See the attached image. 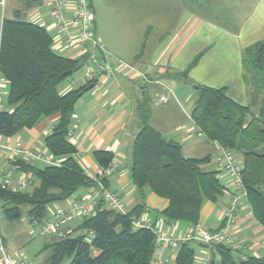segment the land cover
Segmentation results:
<instances>
[{
	"label": "trees",
	"instance_id": "obj_1",
	"mask_svg": "<svg viewBox=\"0 0 264 264\" xmlns=\"http://www.w3.org/2000/svg\"><path fill=\"white\" fill-rule=\"evenodd\" d=\"M0 27V73L7 81V106L0 109V136H13L33 127L42 117L59 114L43 137V147L59 158L60 164L40 167L17 157L21 170L34 178L31 190L0 188V211L7 218H18L19 206L27 204L29 220L41 222L47 218L49 205H61L80 188L97 187V181L86 175L76 160V147L67 137L75 103L95 82L94 78L87 79L75 88L59 92V84L78 70L76 65L83 58L56 52L52 34L20 14L3 17ZM200 54L176 76H187ZM242 67L249 104L231 98L225 86L194 85L196 97L190 116L206 141L241 155L246 200L251 216L264 231V39L242 50ZM138 109L139 130L130 146V180L143 199L147 188L167 201L160 212L165 224L179 221L195 226L203 202H216L227 192L226 180L216 167L207 168L210 155L185 157L178 141L150 126L145 102ZM219 151L215 150L214 160ZM93 154L100 167H110V151L96 150ZM99 181L102 185L98 189H108L106 177ZM144 208L142 201L122 213L107 208L99 198L91 215L78 218L63 238L48 237L44 244V249H50L48 264H60L65 258H69L68 264H152L156 250L153 231L132 227V220L140 217ZM190 243L193 241L175 249V264H193L194 248ZM215 250L218 264H264V256L247 254L240 259L224 244L216 245Z\"/></svg>",
	"mask_w": 264,
	"mask_h": 264
},
{
	"label": "crops",
	"instance_id": "obj_2",
	"mask_svg": "<svg viewBox=\"0 0 264 264\" xmlns=\"http://www.w3.org/2000/svg\"><path fill=\"white\" fill-rule=\"evenodd\" d=\"M44 1L0 0V25L6 13L10 17L20 14L43 25L53 35L54 21L50 8ZM67 1L69 9L66 15L70 17L73 3L72 0ZM199 1L201 3H197L196 8L170 13L175 16L170 27H163L167 20L164 21L160 10H155V21L148 22L144 30L141 27L135 38L128 41L126 38L115 40L121 50L100 40L101 46L108 52L117 53L115 55L119 59L115 62L108 60L111 74L95 77V84L77 100L68 126L72 132L68 140L76 147L75 158L85 174L97 181V187L80 188L77 193L61 201L62 205L73 199H87L94 189L102 185L99 179L106 177L107 188L116 191L121 197L122 213L129 212L144 201L145 208L141 215H146L151 220L160 218V212L167 201L147 188L143 199L129 175L130 146L139 130L138 108L143 102L149 110L147 123L150 126L164 137L178 141L185 157L200 158L210 155L207 166L216 167L215 146L206 141L204 136H198L197 127L190 116L196 97L194 85L225 86L231 98L242 104L250 103L248 88L242 80V50L253 42L264 39V0H230L232 4L227 10L222 4L211 6L213 0ZM31 3L33 6L27 7ZM39 5H44L46 10L41 11ZM166 14L169 15L168 12ZM130 26L127 27L131 29ZM93 27L94 32L99 35L94 24ZM155 27H160L161 31L156 33ZM197 54L200 57L187 76L177 77L176 73L186 69ZM195 78L196 82L192 81ZM208 78L215 80L207 82L205 79ZM86 80L83 76L79 79H66L59 84L58 90L63 93ZM255 108L256 106L253 109ZM58 117L59 114L54 113L40 118L33 127L22 129L13 136H0V168H10L1 145L19 141L25 148L42 147L43 137ZM96 150L110 151L113 154L111 165L106 170L95 161L93 152ZM32 164L39 166L37 162ZM22 171H11L13 182H16ZM227 200L228 192L222 194L216 202L204 201L197 225L209 230L217 228L222 221V208ZM77 222L78 220H74L65 228L74 227ZM166 225L174 233L194 227L179 221ZM256 225L257 221L252 216L237 210V223L232 227L231 234L233 238L245 242L247 254L264 256V252L258 254L259 249L264 248V241L259 240L264 239V231L262 229L263 235L260 231L254 233ZM190 244L192 247L193 244L200 245L194 242ZM177 250L156 249L153 260H163L168 256L166 264H175ZM204 254L210 256L212 264H218L219 255L215 247H206L201 256ZM12 255L10 254L11 257H16Z\"/></svg>",
	"mask_w": 264,
	"mask_h": 264
},
{
	"label": "built area",
	"instance_id": "obj_3",
	"mask_svg": "<svg viewBox=\"0 0 264 264\" xmlns=\"http://www.w3.org/2000/svg\"><path fill=\"white\" fill-rule=\"evenodd\" d=\"M50 8L54 21V34L52 35V48L58 53H70L75 58H83L81 68L83 77L86 79L95 78L101 74L110 75L111 67L108 65V58L114 56L106 51L100 44L99 36L94 32V15L91 10L90 0H72V14L67 17V0H45ZM1 35V27H0ZM102 55V60L98 54ZM73 55V56H74ZM74 82V81H72ZM7 81L0 73V109L4 108V96L7 94ZM68 130L67 137L71 136ZM202 136V133H198ZM6 155L10 168H0V188L25 191L33 184V176L30 172H21L16 182L12 181L11 171H21L20 165L16 162L20 157L30 164L37 162L40 167L45 165H59L60 159L52 156L43 146L25 148L19 141L13 144L1 145ZM21 155V156H20ZM216 168L226 180L228 200L222 208L223 218L220 225L215 229H204L196 225L188 230L174 233L163 221L162 218L151 220L146 215L132 220V227L149 228L154 233V244L156 249H178L186 242L195 241L213 248L218 244L230 246L238 254V258L245 259L247 256V245L241 241L235 242L231 229L237 223V210L244 211L251 215V208L246 200V191L241 179V164L235 152L229 148L221 149L215 157ZM102 199L107 208L121 210V197L112 189H94L87 199H73L66 205H56L50 210L47 218L41 222L32 220L34 226L39 228L40 234L44 236H55L63 238L66 233L65 226L75 219L89 216L93 212L94 205L98 199ZM91 234V232H89ZM169 257L163 260H154L153 264H166ZM0 264H33L25 257H11L7 254L3 239L0 235ZM199 264H211V258L204 254L199 258Z\"/></svg>",
	"mask_w": 264,
	"mask_h": 264
},
{
	"label": "rangeland",
	"instance_id": "obj_4",
	"mask_svg": "<svg viewBox=\"0 0 264 264\" xmlns=\"http://www.w3.org/2000/svg\"><path fill=\"white\" fill-rule=\"evenodd\" d=\"M45 2V1H44ZM197 3H201L199 0H90L91 10L94 15V25L99 33L100 40L103 42H107L110 44L112 48L119 49L120 45L115 43L116 39L126 38L127 41L135 38L137 33H139L140 28L144 30L145 25L148 22L153 23L157 18L154 15L155 10H160L163 14L162 17L165 18L164 21L167 22L163 25L170 27L172 25V21H174V15H170L175 10H183L185 8H196ZM221 5L227 10L232 4L229 0H213L211 1V6L215 7L216 5ZM46 5V3H45ZM32 7L33 4H27V7ZM39 9L41 11L46 10L44 5H39ZM169 13L167 16L166 12ZM6 17H10L7 13ZM161 16V15H160ZM161 19V17H160ZM131 25L129 29L127 26ZM142 30V31H143ZM156 33L161 31L160 27H155ZM114 57L108 58L110 61H117L119 59L113 51L110 52ZM65 56H72L70 53H62ZM98 58L102 60V55L99 53ZM121 60V59H120ZM200 72V71H199ZM83 74V69L80 67L78 70L73 73L69 79H79ZM199 74V73H197ZM202 75V73H201ZM198 76V75H197ZM195 79L192 81L196 82ZM199 80V79H198ZM204 80V78L202 79ZM207 82L215 80L214 78L205 79ZM235 80V78H233ZM136 83L139 81H135ZM183 84V83H182ZM250 88V87H249ZM193 100L194 97L192 96ZM4 105L7 106L6 103V95L4 96ZM193 100L191 104L193 103ZM145 106H143L144 108ZM139 112V109H138ZM199 136V135H198ZM196 137V132H193V138ZM224 147H215V150H221ZM238 160L241 162V155L238 152H235ZM207 168H210L207 166ZM36 183V180L34 181ZM32 187L27 190L30 191ZM77 193V192H76ZM123 196V201L124 200ZM128 198H126V201ZM1 204V201H0ZM56 203L49 205V209L52 210L55 207ZM62 205V204H61ZM122 206V205H121ZM20 207V216L18 218L9 219L5 216L4 213L0 211V235L3 239V243L5 246V250L7 254L18 255L20 257H25L27 260L31 261L33 264H48L46 260L50 254V249H44L45 242L48 241V237L40 234L39 228L34 226L33 223L29 220L27 210L29 205L22 204ZM237 215V211H236ZM251 217V215H248ZM78 220V219H76ZM256 228L253 230L254 233L260 231L262 233V227L257 222ZM66 229V228H65ZM70 229V228H69ZM66 229V230H69ZM258 234V235H260ZM260 241H264V239H259ZM241 239L234 238L235 242H241ZM198 243V242H196ZM199 244V243H198ZM194 257L193 264H199V258L202 252L206 249L205 245H194ZM253 250V248H251ZM253 253V251H250ZM264 252V248H260L258 254H262ZM233 253L236 251L233 249ZM12 255V256H13ZM238 257V254L236 253ZM69 258H65L62 260L60 264H68ZM173 264V262H172Z\"/></svg>",
	"mask_w": 264,
	"mask_h": 264
},
{
	"label": "water",
	"instance_id": "obj_5",
	"mask_svg": "<svg viewBox=\"0 0 264 264\" xmlns=\"http://www.w3.org/2000/svg\"><path fill=\"white\" fill-rule=\"evenodd\" d=\"M32 1H34V0H32ZM82 63H83V61L80 60V61L78 62V64L76 65V68L79 69V68L81 67Z\"/></svg>",
	"mask_w": 264,
	"mask_h": 264
}]
</instances>
